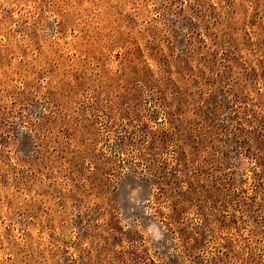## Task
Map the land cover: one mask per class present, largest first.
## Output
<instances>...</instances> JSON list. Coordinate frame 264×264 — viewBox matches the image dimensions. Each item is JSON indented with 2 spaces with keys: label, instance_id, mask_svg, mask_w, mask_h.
I'll use <instances>...</instances> for the list:
<instances>
[{
  "label": "rangeland",
  "instance_id": "374dc122",
  "mask_svg": "<svg viewBox=\"0 0 264 264\" xmlns=\"http://www.w3.org/2000/svg\"><path fill=\"white\" fill-rule=\"evenodd\" d=\"M0 264H264V0H0Z\"/></svg>",
  "mask_w": 264,
  "mask_h": 264
}]
</instances>
